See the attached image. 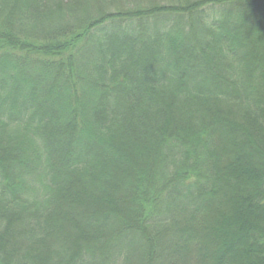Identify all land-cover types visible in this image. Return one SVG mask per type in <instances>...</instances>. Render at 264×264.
Segmentation results:
<instances>
[{
	"label": "trees",
	"instance_id": "trees-1",
	"mask_svg": "<svg viewBox=\"0 0 264 264\" xmlns=\"http://www.w3.org/2000/svg\"><path fill=\"white\" fill-rule=\"evenodd\" d=\"M0 264H264V0H0Z\"/></svg>",
	"mask_w": 264,
	"mask_h": 264
},
{
	"label": "rangeland",
	"instance_id": "rangeland-1",
	"mask_svg": "<svg viewBox=\"0 0 264 264\" xmlns=\"http://www.w3.org/2000/svg\"><path fill=\"white\" fill-rule=\"evenodd\" d=\"M217 245H218V243L215 245V247L213 248V250H216L217 249V247H216Z\"/></svg>",
	"mask_w": 264,
	"mask_h": 264
}]
</instances>
